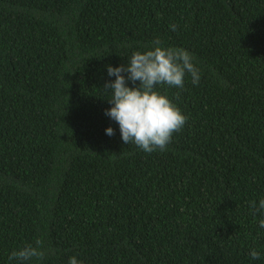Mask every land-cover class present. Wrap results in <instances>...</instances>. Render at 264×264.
Wrapping results in <instances>:
<instances>
[{"label":"trees","instance_id":"16d2710c","mask_svg":"<svg viewBox=\"0 0 264 264\" xmlns=\"http://www.w3.org/2000/svg\"><path fill=\"white\" fill-rule=\"evenodd\" d=\"M156 39L201 78L158 86L187 121L145 153L103 87ZM260 199L264 0H0V264H264Z\"/></svg>","mask_w":264,"mask_h":264},{"label":"clouds","instance_id":"9594fccd","mask_svg":"<svg viewBox=\"0 0 264 264\" xmlns=\"http://www.w3.org/2000/svg\"><path fill=\"white\" fill-rule=\"evenodd\" d=\"M172 30H176L175 25H172ZM161 45L162 41L156 39L151 48L133 52L126 66H107L108 76H115V80L106 81L103 87L110 94L107 100L111 105L105 110V115L118 124L124 144H134L145 153L166 151L173 135L180 132L187 121L180 108L162 94L158 86L183 90L186 75L191 77L193 85H197L201 78L192 53L184 48ZM128 82L133 86L129 87ZM105 133L108 136L115 134L111 127L106 128ZM250 207L254 215L264 217V199ZM259 227L264 228V218L259 220ZM48 251L43 247V241L37 239L35 246L26 244L12 251L8 259L17 264H27L33 259L43 260ZM249 256L254 260L261 258L255 249ZM68 264H82V261L71 256Z\"/></svg>","mask_w":264,"mask_h":264}]
</instances>
